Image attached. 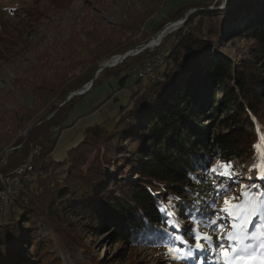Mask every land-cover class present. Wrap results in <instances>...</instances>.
<instances>
[{"label":"trees","instance_id":"1","mask_svg":"<svg viewBox=\"0 0 264 264\" xmlns=\"http://www.w3.org/2000/svg\"><path fill=\"white\" fill-rule=\"evenodd\" d=\"M59 1L57 8L72 0ZM169 2L144 0L141 11L124 7L121 22L108 29H99L97 17L86 20L87 7L83 24L92 23V27L81 34L73 33L60 44L69 62L44 73L38 71L45 62L33 64L31 80L16 78L22 91L33 94V103L26 107L13 99L14 106L4 107L0 117V191L6 193L5 198L0 197V212L7 208L0 224V264H16L23 257V252L13 254L14 258L4 253L17 234L35 227L41 217L53 225L55 220H67L69 213L101 224L116 222L118 231L113 228L111 235L116 234L115 239L123 241L128 250L141 244L165 248L162 245L172 241L162 231L166 225L159 211L161 205L171 197L176 215L183 214L191 222L189 216L195 212L197 199L202 208L207 207L204 200L214 199L209 195V183L195 182L210 175L205 169L218 159L233 158L247 165L255 146L264 147V0H228L224 8H218L220 2ZM190 8L195 10L179 28L166 31L157 46L144 48L98 73L93 86L103 75L119 76L121 71H134L149 62L155 78L137 75L135 89L127 103L119 106L113 126L108 129L94 123L86 127L82 140L69 149L64 161L53 159L56 137L52 127L79 98L72 96L64 102L66 94L87 83L102 63L142 44L168 21L185 16ZM229 26L231 35L253 39L251 52L241 59L238 70L234 61L221 56L217 49L218 31ZM17 34L21 36V31ZM12 40L11 34L7 43ZM160 51L163 65L157 71L160 64L154 55ZM61 60L65 61L63 57ZM129 75L126 71L118 78L120 88ZM123 165L135 176L130 183L117 179L126 173ZM20 167L23 170L19 171ZM114 172L118 176L109 179L111 186L95 196L94 191ZM214 178L229 186L240 180ZM243 184L257 185L254 191L264 192V180L256 176ZM74 190L79 192L75 200L86 206L83 210L62 198ZM204 215L212 213L209 210ZM54 224L58 231L60 226ZM258 224L253 218L249 232ZM183 227L181 231L187 234ZM40 241L46 251L42 258L36 256L34 264H62L60 259H52L50 244L45 239Z\"/></svg>","mask_w":264,"mask_h":264},{"label":"rangeland","instance_id":"2","mask_svg":"<svg viewBox=\"0 0 264 264\" xmlns=\"http://www.w3.org/2000/svg\"><path fill=\"white\" fill-rule=\"evenodd\" d=\"M58 1L0 0V117L4 107L11 109L14 106L12 105L13 99H16V103L20 105L24 104L26 107H31L33 94L30 91H22V88L15 83V80L16 78H29L31 80L32 71L29 69L33 64L45 62L43 63L44 67L39 68L40 70L38 71L44 73L47 70H54V65L67 64L69 62L70 59L66 58V52L60 48V44L68 40L73 33L74 35L81 34L86 28L92 27V23L83 24L82 18L87 14V7L88 17L86 16V20L89 22L91 17H97L96 20L100 23L99 29H108L119 24L121 22L120 11L124 7L128 6L131 10L137 11L144 10V8L141 9V4L144 0H72L64 7L60 6L57 8L58 3H61ZM176 1L170 0L169 4ZM201 1L206 4L210 3L211 5L215 4V2H220L219 5H222L221 0ZM191 9H188V11ZM19 31H21V36L18 37L17 33ZM231 31L230 26L224 29L223 27L220 28L217 34V49L221 56L234 61L236 70H238L241 59L249 56L251 52L253 39L239 35L238 33L231 35ZM11 34L13 40L11 43H7L11 38ZM81 37L83 39V35ZM155 46L157 45L148 48H154ZM44 54H46L45 57ZM86 54L87 52H82L81 55ZM158 55H160L159 59ZM163 55L161 51L154 55V58L158 59V64H160L157 71L158 69L162 70ZM62 57L65 61L61 60ZM139 68H136L134 71L126 70L130 75L125 80L122 88L119 87L118 78L126 71H121L119 76L103 75L100 81L95 86L92 85L85 94L76 95L79 98L72 102L67 115L64 116L58 125L52 127V135L56 137V142L51 152L53 159L64 161L69 149L76 146L82 140L86 127L94 123H102L108 129L113 126L114 117L118 115L119 106L127 103L129 93L132 89H135L134 82L138 78L137 71ZM97 69L94 70L93 74ZM72 72L76 73L77 68ZM93 74H91L92 77ZM143 81L145 82L146 80L143 79ZM88 82L84 86L82 85L83 89L89 87ZM53 105L57 104L54 103ZM49 116L50 114L47 115V117ZM126 145L128 146V141H126ZM257 145H259V148L255 147V153L247 165L239 164L233 158L228 160L233 163L236 170L240 173L238 177H235L240 180H234L230 184V195H239L241 192L240 185L246 179H251L252 175L256 176L255 171H249L252 165H259L262 169L264 164V147L263 144ZM123 168L126 170V173L123 176L116 175L118 176L117 179L122 184L125 182L130 183L129 180L134 179L135 176H131L132 174L128 172L127 166L124 167L123 165ZM116 176L115 172L108 175L106 177L107 181L97 188V191H94V195L98 196L101 191H107V188L111 186L109 179ZM214 179L216 180V178ZM221 180H218V182ZM76 193H79L78 190H74L68 196L64 195L62 198H65L71 205H76L80 202L75 200ZM220 203H222V198L217 201V206ZM76 206L78 211L86 208L83 203ZM6 211L7 208H4L0 212V224L3 220L2 217L6 216ZM177 216L184 226L183 228H185V233L189 232L191 222H188L186 216L183 214ZM48 222L45 217H41L40 220H37L35 227L29 225L32 233H28L30 230L28 228L23 235L17 234L15 236L16 239L11 240L13 243L5 248L4 253L14 258L13 254L23 252V257L16 264H34L37 257L42 258V255L46 251L42 246L45 243H41L40 241V239H45L46 243L51 246L52 259H60L62 264H176V262L171 261L166 255V249L159 246L141 244L132 250H128V246L125 247L123 241L115 239L116 234L111 235V232L115 229L114 225H116V222L105 221V224H101V222L91 221L83 217V215L73 213H69L65 221H54V223L60 226L57 227L58 231L54 228L56 224L52 223L53 225H51ZM224 223L227 226V220ZM96 228L98 231H95ZM33 234L35 237L32 239ZM120 234H118V237ZM212 234L215 235L214 233ZM189 242L195 243L193 240ZM125 248L127 249L124 250ZM255 251L259 254L260 249L258 246ZM123 252L124 254L121 255ZM7 254L3 255L4 259ZM10 264H13V261ZM188 264H195V262L189 261Z\"/></svg>","mask_w":264,"mask_h":264},{"label":"snow or ice","instance_id":"3","mask_svg":"<svg viewBox=\"0 0 264 264\" xmlns=\"http://www.w3.org/2000/svg\"><path fill=\"white\" fill-rule=\"evenodd\" d=\"M257 149L259 145L255 146ZM249 171H255L258 179L264 180V169L259 165H252ZM206 180L196 179L197 184L209 183L214 196L211 202L204 200L206 208L200 207L201 201L197 199L195 212L189 216L192 227L185 235L181 229L183 225L176 215L175 205L171 197L162 204L159 211L165 217V236L172 242L162 245L166 255L176 264H264V192L254 191L257 185L241 184L239 195H230L228 184L217 183L214 177H224L233 180L240 173L231 161L217 160L210 168L205 169ZM199 197V193L195 194ZM222 203L217 206V201ZM180 198L177 197L176 200ZM211 210V216L204 213ZM253 218L259 220L256 229L249 232V225ZM227 220V226L224 221ZM212 228V233L207 229ZM169 229L174 231L169 232ZM195 241L194 244L189 241ZM215 240V242H214ZM259 247V254L256 247ZM199 257L197 260L196 257Z\"/></svg>","mask_w":264,"mask_h":264},{"label":"water","instance_id":"4","mask_svg":"<svg viewBox=\"0 0 264 264\" xmlns=\"http://www.w3.org/2000/svg\"><path fill=\"white\" fill-rule=\"evenodd\" d=\"M222 1V5L218 6V8H224L226 5H227V1L228 0H221ZM195 10V8H192L191 10H189L185 16H183L182 18H179V19H175V20H172V21H168L167 23H165L158 31H156V33L150 38L148 39L147 41H145L144 43L132 48V49H129L127 51H125L124 53L122 54H119V55H115L113 56L112 58H110L109 60H107L105 63H103L102 65H100V67L95 71V73L93 74V77L92 79L88 82L89 83V87H87V89H83V86L81 88H77L76 90H73V91H70L65 99H64V102L68 101L72 96H76V95H82V94H85L90 88L91 86L93 85V82L96 78V76L98 75V73L105 67H113L115 66L116 64L120 63L123 59H125L126 57L128 56H131V55H134L138 52H140L141 50H143L144 48H147V47H151L153 45H157L160 43L162 37L164 36V34L160 35V33L162 32V30H164L166 27L167 29L170 30L171 29H174L178 26H180L184 21L185 19L187 18L186 16H188L191 12H193ZM168 26L170 28H168ZM166 29V30H167ZM63 103H61L62 105ZM12 148V147H11ZM10 149L6 150V151H9Z\"/></svg>","mask_w":264,"mask_h":264},{"label":"built area","instance_id":"5","mask_svg":"<svg viewBox=\"0 0 264 264\" xmlns=\"http://www.w3.org/2000/svg\"><path fill=\"white\" fill-rule=\"evenodd\" d=\"M159 58H160V55H158V59ZM158 59H156V60H158ZM146 64L138 69V71H137L138 75L140 77H150L152 79L155 78V71H153V67H152L151 63L148 62ZM18 170L21 171V170H23V168L20 167V168H18ZM0 197L5 198L6 193L4 191H0Z\"/></svg>","mask_w":264,"mask_h":264},{"label":"bare ground","instance_id":"6","mask_svg":"<svg viewBox=\"0 0 264 264\" xmlns=\"http://www.w3.org/2000/svg\"><path fill=\"white\" fill-rule=\"evenodd\" d=\"M168 28H170V27L168 26ZM166 29H167V27H166L164 30H162V32L160 33V35H161V34L163 35L165 31L169 30V29H167V30H166ZM170 30H171V28H170ZM170 30H169V31H170Z\"/></svg>","mask_w":264,"mask_h":264}]
</instances>
